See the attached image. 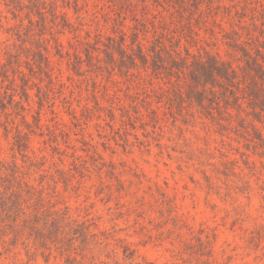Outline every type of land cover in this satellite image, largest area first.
<instances>
[{
	"label": "rangeland",
	"instance_id": "rangeland-1",
	"mask_svg": "<svg viewBox=\"0 0 264 264\" xmlns=\"http://www.w3.org/2000/svg\"><path fill=\"white\" fill-rule=\"evenodd\" d=\"M231 30L264 39V0H0V264H264L248 116L180 107L117 51L227 58Z\"/></svg>",
	"mask_w": 264,
	"mask_h": 264
},
{
	"label": "trees",
	"instance_id": "trees-1",
	"mask_svg": "<svg viewBox=\"0 0 264 264\" xmlns=\"http://www.w3.org/2000/svg\"><path fill=\"white\" fill-rule=\"evenodd\" d=\"M205 8L209 14L213 9L210 4ZM201 11L199 3H193L191 14L201 17ZM223 38L227 58L205 48L193 52L185 47L182 54L161 40L146 46L137 38L131 41L136 49L128 52L124 36L117 43V51L128 70L139 60L143 67L163 74L180 107L186 104L195 108L222 126V121L230 124L234 116L242 120L244 113L248 116V148L264 157V39H256L251 45L235 30L225 32ZM40 56L47 66V57ZM41 64L38 66L43 70ZM10 101L15 102L12 96Z\"/></svg>",
	"mask_w": 264,
	"mask_h": 264
}]
</instances>
